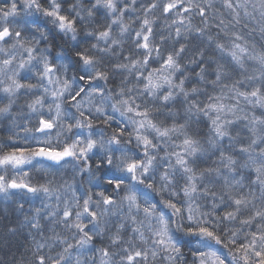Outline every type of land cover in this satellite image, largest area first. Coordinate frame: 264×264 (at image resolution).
Segmentation results:
<instances>
[{"label":"snow or ice","instance_id":"snow-or-ice-1","mask_svg":"<svg viewBox=\"0 0 264 264\" xmlns=\"http://www.w3.org/2000/svg\"><path fill=\"white\" fill-rule=\"evenodd\" d=\"M0 244L264 264V0H0Z\"/></svg>","mask_w":264,"mask_h":264},{"label":"clouds","instance_id":"clouds-1","mask_svg":"<svg viewBox=\"0 0 264 264\" xmlns=\"http://www.w3.org/2000/svg\"><path fill=\"white\" fill-rule=\"evenodd\" d=\"M257 19H259V16H257ZM252 27H256L254 23L251 21H248ZM253 35L256 36L257 39H259V33H254ZM11 253V254H10ZM30 253H25L24 258L27 260L29 258ZM20 255L18 256L15 249H5L3 244H0V264H14L15 259H19Z\"/></svg>","mask_w":264,"mask_h":264},{"label":"trees","instance_id":"trees-1","mask_svg":"<svg viewBox=\"0 0 264 264\" xmlns=\"http://www.w3.org/2000/svg\"><path fill=\"white\" fill-rule=\"evenodd\" d=\"M26 236V234H25ZM25 237H21V240L23 241ZM24 248L23 246L19 249V251L17 252V255L19 256L20 252H23Z\"/></svg>","mask_w":264,"mask_h":264},{"label":"rangeland","instance_id":"rangeland-1","mask_svg":"<svg viewBox=\"0 0 264 264\" xmlns=\"http://www.w3.org/2000/svg\"><path fill=\"white\" fill-rule=\"evenodd\" d=\"M24 251V250H23Z\"/></svg>","mask_w":264,"mask_h":264}]
</instances>
